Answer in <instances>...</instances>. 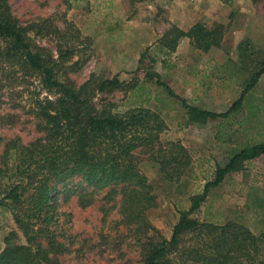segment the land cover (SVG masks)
Wrapping results in <instances>:
<instances>
[{
	"label": "rangeland",
	"instance_id": "1",
	"mask_svg": "<svg viewBox=\"0 0 264 264\" xmlns=\"http://www.w3.org/2000/svg\"><path fill=\"white\" fill-rule=\"evenodd\" d=\"M7 1L12 15L22 25L47 20L65 32L67 38L76 33L77 37L68 41L73 53L59 60L58 76L62 80L80 86L91 75H97L117 76L125 83L139 82L132 93L116 91L105 97L121 111L133 107L157 111L167 130L160 135L156 148L175 143L185 149L187 157L166 170L150 159V150L137 152L140 170L155 199V207L146 215L164 238L170 239L179 212L189 210L190 198L202 192L204 184L213 179L216 167L227 164L233 150L264 140V74L245 95L239 111L228 118L208 119L205 123L192 121L179 100L215 113H224L231 107L255 66L251 58L264 54V0H235L229 5L219 0ZM196 22L225 26L219 48L202 53L194 50L185 38L173 54L166 55L159 48L158 40L172 26L187 30ZM31 37L57 61L56 38ZM242 42L246 49L243 54L239 50ZM245 42L249 47H245ZM67 46L61 45V52ZM242 67L246 71H240ZM146 71L157 73L176 97L145 78ZM44 98L53 97L43 89L36 73L17 64L0 62V156L8 141L19 139L28 144L42 135L33 110L37 101ZM177 170L184 173L178 176ZM76 189L88 190L91 195L85 196L82 191L74 194ZM91 191L78 178L58 185L53 230L66 248V253L58 256L59 261L142 264L138 239L122 221L121 197L107 202V190ZM80 195L90 202L87 206L79 205ZM257 199L264 200V156L226 175L191 217L200 223L240 224L260 238L264 235V211L256 207ZM12 231L23 241L11 213L0 206V251L4 238ZM259 243L258 256L264 258V240Z\"/></svg>",
	"mask_w": 264,
	"mask_h": 264
},
{
	"label": "trees",
	"instance_id": "2",
	"mask_svg": "<svg viewBox=\"0 0 264 264\" xmlns=\"http://www.w3.org/2000/svg\"><path fill=\"white\" fill-rule=\"evenodd\" d=\"M219 1L229 5L235 0ZM225 31V26L219 23L207 26L196 22L187 30L172 26L157 44L169 55L175 53L179 42L185 38L194 50L208 53L221 46ZM30 34L56 38L59 41L56 42L57 61ZM71 34L69 38L77 37L76 33ZM69 38L47 20L20 24L12 15L8 1L0 0V43H3L0 62L10 66L17 64L23 70L36 73L43 89L53 97L38 100L33 110L42 135L28 144L19 139L10 140L5 143L0 156V206L9 210L23 239L21 241L15 231L4 238L0 264H62L58 256L66 253V248L53 230L57 220L56 198L58 185L75 178L87 184L92 193L107 190V202L121 197L122 221L138 239L142 264H264V258L258 256L259 242L264 240V235L257 238L245 226L232 222L215 225L200 223L191 217L226 175L240 170L244 163L264 156V140L233 150L227 164L216 167L213 179L204 184L202 192L190 198L189 210L179 212L170 239L164 238L146 215L155 207V199L151 185L140 170L137 152L150 150V159L166 170L187 157L186 151L175 143L167 148H156L160 135L167 130L157 111L144 107L121 111L105 97L116 91L132 93L139 82L125 83L117 76L97 75H91L80 86L68 79L62 80L58 76L59 60L69 57L74 50L68 44ZM240 44L239 50L243 54L246 50L242 47L244 42ZM61 45H68L64 52H61ZM245 47L249 45L246 43ZM147 51L141 54L139 64ZM250 61L255 66L248 73L238 98L226 112L202 110L179 99L190 119L205 123L208 119H224L237 113L245 95L264 74L263 53L253 56ZM243 70L244 67L240 69ZM145 78L162 87L169 96L176 97L157 73L146 71ZM176 151L178 154L173 153ZM183 165L188 166L187 162ZM177 172L178 176L184 173ZM80 191L86 192L85 196L91 195L88 190L83 192L81 189L73 193ZM89 203L80 197L79 205ZM255 203L264 211V200L257 199Z\"/></svg>",
	"mask_w": 264,
	"mask_h": 264
}]
</instances>
